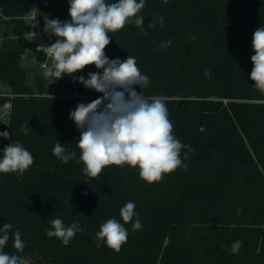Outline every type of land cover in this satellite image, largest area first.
Segmentation results:
<instances>
[{"label":"trees","instance_id":"1","mask_svg":"<svg viewBox=\"0 0 264 264\" xmlns=\"http://www.w3.org/2000/svg\"><path fill=\"white\" fill-rule=\"evenodd\" d=\"M43 1L0 0V84L9 89L1 91L0 105L10 103L9 119H0V131L9 132V139L0 138V157L10 142L34 157L22 179L0 173V227L12 225L4 251L28 264H264V94L250 79L264 1L145 0L138 13L144 34L134 22L110 34L106 55L136 58L149 77L148 86L136 90L165 101L173 134L191 149H182L183 164L153 184L128 166H107L96 178L83 173L80 132L69 113L102 94L73 76L52 84L35 69L29 81L33 70L23 58L33 43L25 16L37 3L41 19H70L69 0ZM33 51L42 64L46 54ZM96 71L93 65L75 75ZM22 125H29L27 135ZM57 141L76 152L67 164L53 154ZM129 201L142 228L125 225L128 240L119 253L97 247L100 225L113 217L123 223L119 210ZM55 218L82 229L67 246L45 234ZM16 230L26 245L19 253ZM235 241L242 244L233 253Z\"/></svg>","mask_w":264,"mask_h":264},{"label":"clouds","instance_id":"2","mask_svg":"<svg viewBox=\"0 0 264 264\" xmlns=\"http://www.w3.org/2000/svg\"><path fill=\"white\" fill-rule=\"evenodd\" d=\"M144 7L145 0L111 3L107 0H69L70 19L61 21L44 16L43 31L56 37L55 42L39 47L51 58L50 63L43 65L45 78L54 84L65 76H73L85 88L102 94L91 102L78 103L69 113V119L80 132L78 162L83 163V173L90 178L98 177L105 167L115 165L138 169L141 180L148 184L158 183L183 164L182 149L191 150L173 134L165 101L159 97L149 100L136 90L137 86L143 89L149 84V77L140 71L136 58L128 55L123 60L109 59L105 52L111 43L110 34L119 32L130 22L144 34V20L138 16ZM159 24L164 26L163 16L159 17ZM149 27H155V23H150ZM170 44V40L164 41L161 47ZM252 49L255 54L251 56L250 79L264 94V26L254 30ZM93 65L100 71L88 72L87 78L75 75ZM204 75L209 76L210 72L205 71ZM203 130L201 127L200 131ZM28 131L29 125L21 126L23 134L27 135ZM0 138L9 139V132L0 131ZM2 153L0 173H16L18 180L34 163V157L20 142H10L3 147ZM53 154L64 164L76 157V152L67 151L59 141ZM187 155L185 153L184 158ZM135 209V203L129 201L119 210L123 223L115 217L102 223L96 233V246L103 244L119 253L128 240L125 225L131 223L133 231L142 228ZM11 229L10 223L0 227V264H28L26 258L4 251ZM78 232L82 229L77 222L66 226L63 220L55 218L45 234L67 246ZM241 244V241L233 242L230 250L238 252ZM25 246L20 231L16 230L13 248L19 253Z\"/></svg>","mask_w":264,"mask_h":264},{"label":"built area","instance_id":"3","mask_svg":"<svg viewBox=\"0 0 264 264\" xmlns=\"http://www.w3.org/2000/svg\"><path fill=\"white\" fill-rule=\"evenodd\" d=\"M44 5L48 4V0H44L43 1ZM38 4L35 3L32 7V9L28 12V14L25 16L28 24L30 25V32L28 37L30 38L31 42L33 43V49L39 52H44L46 54V52L39 48L40 46H47L50 43L55 42V40L47 38L44 34L43 31V20L41 19V17L38 14V10H37ZM47 59H51L50 57H48L46 55ZM46 62H44L42 64V66L44 64H46ZM0 95H1V90H0ZM4 107H6L8 110L10 108V104H6Z\"/></svg>","mask_w":264,"mask_h":264},{"label":"rangeland","instance_id":"4","mask_svg":"<svg viewBox=\"0 0 264 264\" xmlns=\"http://www.w3.org/2000/svg\"><path fill=\"white\" fill-rule=\"evenodd\" d=\"M260 1V0H259ZM261 1H264V0H261ZM43 16V15H42ZM44 17V16H43ZM42 17V20H44V18ZM3 29H4V26H3V23L2 22H0V47H1V36H2V32H3ZM44 34H45V36L47 37V38H50V39H53V40H55L56 39V37L55 36H49V35H47L45 32H44ZM27 55V56H26ZM47 61V63H50L51 62V59H45V61L44 62H46ZM43 62V63H44ZM42 63V64H43ZM23 64L26 66V67H30L33 71L32 72H30L29 73V81L30 82H32L33 81V73L35 72V70L36 71H40L41 73H44V69H43V66H42V64H40V62L37 60V57H36V52L35 51H33V49L32 48H28V49H26V51L24 52V58H23ZM35 69V70H34ZM44 75V74H43ZM0 85H2V84H0ZM5 86H3L2 85V88L1 89H3V91H6V90H8V88H4ZM2 91V90H1ZM7 117H8V115H7Z\"/></svg>","mask_w":264,"mask_h":264},{"label":"crops","instance_id":"5","mask_svg":"<svg viewBox=\"0 0 264 264\" xmlns=\"http://www.w3.org/2000/svg\"><path fill=\"white\" fill-rule=\"evenodd\" d=\"M1 41H2V36H1ZM27 56V55H26ZM3 86H5V85H3ZM6 87V86H5ZM4 87V88H5ZM2 88V85H0V89ZM7 88V87H6ZM5 88V89H6ZM2 90V92H3V95H6V94H8L9 93V89L8 90H6V91H3V89H1ZM2 95V94H1ZM0 95V96H1ZM6 104H10L8 101L7 102H4L3 104H1L0 105V119L1 120H3V121H7L8 119H9V110L6 108V107H4ZM7 115H8V117H7Z\"/></svg>","mask_w":264,"mask_h":264}]
</instances>
